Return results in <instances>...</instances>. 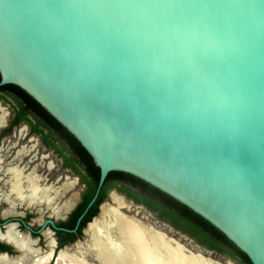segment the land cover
<instances>
[{
    "label": "water",
    "instance_id": "obj_1",
    "mask_svg": "<svg viewBox=\"0 0 264 264\" xmlns=\"http://www.w3.org/2000/svg\"><path fill=\"white\" fill-rule=\"evenodd\" d=\"M0 76L264 264V0H0Z\"/></svg>",
    "mask_w": 264,
    "mask_h": 264
},
{
    "label": "flooded vegetation",
    "instance_id": "obj_2",
    "mask_svg": "<svg viewBox=\"0 0 264 264\" xmlns=\"http://www.w3.org/2000/svg\"><path fill=\"white\" fill-rule=\"evenodd\" d=\"M10 86L1 85L0 76V113H6L0 126V264H33L51 249L55 259L59 252L73 251L78 245L85 244L89 224L100 215L101 206L110 201V194L114 191L134 205L146 208L120 190L123 187L135 189L127 180H107L108 176L106 199L98 206V213L89 220L88 213L97 200L88 211L93 199L84 208L90 183L96 181L89 153L58 121H53L29 98ZM33 177L40 189L38 194L43 191L48 197L43 203L29 201L33 189L28 179ZM15 181L21 183L17 189L13 188ZM9 231L13 239L8 237ZM23 240L29 244L27 250L17 245Z\"/></svg>",
    "mask_w": 264,
    "mask_h": 264
},
{
    "label": "bare ground",
    "instance_id": "obj_3",
    "mask_svg": "<svg viewBox=\"0 0 264 264\" xmlns=\"http://www.w3.org/2000/svg\"><path fill=\"white\" fill-rule=\"evenodd\" d=\"M5 119L6 113H0V126L3 125ZM34 179V177L28 179L33 189V194L30 195L29 201L30 203H34L35 201L43 203L48 200V197H46V193L43 191L40 192L41 194H38L40 189L35 185ZM18 183L15 181L13 184L14 189H17L18 185L21 184ZM33 195H37V197ZM110 195V206L103 207L100 218L88 227L87 242L78 245L73 251L64 250L59 252L55 256L54 264H210L208 258L200 254L185 253L184 246L168 240L166 236L157 233L154 229L144 225L134 217L128 216L126 213H131L133 210L132 206L122 197L114 193ZM66 207L67 204L65 205ZM8 237L13 239L11 231L8 232ZM17 245L24 250L29 244L23 240L18 242ZM53 258V250L51 249L49 253L39 256L33 264H48Z\"/></svg>",
    "mask_w": 264,
    "mask_h": 264
},
{
    "label": "trees",
    "instance_id": "obj_4",
    "mask_svg": "<svg viewBox=\"0 0 264 264\" xmlns=\"http://www.w3.org/2000/svg\"><path fill=\"white\" fill-rule=\"evenodd\" d=\"M10 87L17 89L25 97L29 98L37 107L41 109L44 114L48 115L53 121H55V119H53L51 115H49L27 93L16 86L12 85ZM57 124L60 126L59 123ZM74 141L83 151H85L75 138ZM89 162L90 166L96 173V181L94 183H90L88 192L86 193L84 208L94 198L100 178L99 168L94 165L91 156H89ZM112 178H123L124 180H127L130 185L134 186L135 189L123 187L120 189L121 191L127 192V194L134 199L137 204L144 205L148 210L157 214L159 220L168 223L177 231L189 236L199 245L211 251H215L222 256L228 257L233 261H236L238 264H252L247 255L239 250L225 235H223L202 217L170 196L162 193L148 183L125 173H111L107 180ZM108 188L109 186L106 181L94 206L88 213L89 220H91V218L98 213V206L105 201Z\"/></svg>",
    "mask_w": 264,
    "mask_h": 264
},
{
    "label": "rangeland",
    "instance_id": "obj_5",
    "mask_svg": "<svg viewBox=\"0 0 264 264\" xmlns=\"http://www.w3.org/2000/svg\"><path fill=\"white\" fill-rule=\"evenodd\" d=\"M1 113H5V111H2ZM128 203L132 206L133 209L131 213H126L128 216L134 217L135 219L142 222L144 225L154 229L157 233L166 236L168 240L178 243L181 246H184L189 252H192L194 254H198L201 249L203 250V248H205L199 245L195 240H193L189 236L174 229L168 223L159 220L158 216L155 213L149 211L143 206L134 205L132 202ZM110 204V201L106 202L107 206H110ZM100 216L101 215H99L96 220H98ZM204 256L210 260V264H238L237 262L232 261L230 258L218 254ZM54 260L55 259L51 260L50 262H48V264H54Z\"/></svg>",
    "mask_w": 264,
    "mask_h": 264
}]
</instances>
